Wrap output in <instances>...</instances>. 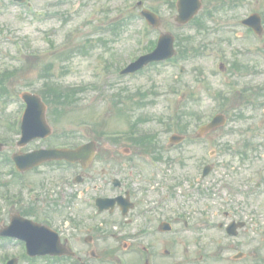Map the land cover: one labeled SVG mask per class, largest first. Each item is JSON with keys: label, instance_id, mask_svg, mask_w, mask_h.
Masks as SVG:
<instances>
[{"label": "rangeland", "instance_id": "374dc122", "mask_svg": "<svg viewBox=\"0 0 264 264\" xmlns=\"http://www.w3.org/2000/svg\"><path fill=\"white\" fill-rule=\"evenodd\" d=\"M135 1L29 0L27 8L12 4L11 0H0V207L7 206L3 204V192L18 193L25 201L33 199L38 210L53 208L55 224H62L59 204L64 190L56 181L65 176L64 168L72 167L44 163L43 166L62 168L43 169L33 177L42 183L31 182L21 188L8 171L12 164L8 158L17 150L74 146L93 138L98 153L90 168H142L148 173L149 168H168L165 179L151 173L153 180L160 183L149 187L147 202L136 209L146 210L154 227L162 218L173 221L178 217L174 233L146 238L155 264H264V0H202L197 16L206 22L198 34V40L208 47L204 54L149 66L132 76L119 75L117 69L125 66L131 55L142 53V45L155 40L160 31H169L178 38L177 52L187 46L184 38L195 33L191 22L183 26L174 22L176 8L167 0H145V5L155 7L161 18L160 28L147 30L136 16ZM93 4H99L101 10L90 19ZM253 12L260 14L262 20L260 37L240 22ZM114 21L119 25L112 30L117 24ZM220 62L223 72L218 69ZM232 63L238 68L233 70ZM180 65L184 66L182 74L178 73ZM47 82L66 87L62 90L74 89L76 98L62 113L57 111L54 118L47 108V120L53 130L50 136L19 147V95L25 90L41 95ZM178 84L192 90L189 108H197L193 115L207 121L221 112L227 123L204 140L196 141L195 116H184L188 122L184 128L186 138L178 145H170L168 137L178 131L166 129L161 120L171 114L168 106L172 111L183 100L184 96H175L172 90ZM139 91L143 92L144 102L135 104L133 111L127 110L125 106L131 101L126 98L137 97ZM218 91L228 96L226 108L219 107L215 99ZM117 93L122 102L118 108L125 107L127 115L113 104ZM135 120V131L154 133L157 151L163 155L159 164H152L150 157L124 137L119 143L111 141L112 134L127 131L129 122ZM125 147L132 150L129 155L121 152ZM205 164H212L213 170L201 178ZM40 184H45L46 189L28 198L31 188ZM2 212L0 222H6L8 218ZM138 212L134 214L138 216ZM233 219L244 220L246 225L237 236H228L224 227L217 225ZM185 220L195 228L184 230ZM113 227L121 230L120 224ZM134 227L131 224L126 229ZM4 249L9 256L19 253L13 244ZM137 250V257L141 258L143 253ZM164 250L169 251L168 256ZM239 252L242 256L234 259ZM19 263L27 264L23 259Z\"/></svg>", "mask_w": 264, "mask_h": 264}, {"label": "flooded vegetation", "instance_id": "af4514ba", "mask_svg": "<svg viewBox=\"0 0 264 264\" xmlns=\"http://www.w3.org/2000/svg\"><path fill=\"white\" fill-rule=\"evenodd\" d=\"M39 169L51 168L30 171ZM134 171H139V168H67L62 201L64 224L55 228L67 253L35 258L47 264H140L135 253L138 245L134 242L141 244L146 240L145 236L150 237L145 226L123 230V233L108 227L116 224L115 219H122V226L134 224V211L146 200V194L142 195L141 189L130 182L134 179ZM97 198L115 201L120 198L124 203L110 202L100 210ZM130 202L134 203L132 208ZM12 207L7 211V217L17 212L40 220L33 207L22 200ZM0 224L4 225V222ZM19 242L23 245L22 241ZM146 244L151 246L148 240Z\"/></svg>", "mask_w": 264, "mask_h": 264}, {"label": "water", "instance_id": "95a60500", "mask_svg": "<svg viewBox=\"0 0 264 264\" xmlns=\"http://www.w3.org/2000/svg\"><path fill=\"white\" fill-rule=\"evenodd\" d=\"M200 7V2L198 0H179L177 3V8L179 15L176 17V20L180 23L186 22L188 19H190L193 14L197 12V10ZM150 19L153 23H156V18L153 16H150ZM255 19V17H254ZM253 20V17H252ZM261 30L259 26V31ZM172 40L173 38L166 34L162 35L160 37V40L158 42L157 48L154 50V52L151 54V57L149 59L145 58V61H149L151 59H154L156 57L161 58L166 57L170 55V52H172ZM24 98L28 102V108L25 114V127L30 126V128H34L37 130L41 129V132H36L34 135H44L48 133L45 126V121L42 114V105L40 104V99L35 95H24ZM39 112H38V111ZM224 122V118L221 115H218L214 118V120L207 125L205 128L201 129V132H204L205 130L220 125ZM29 137L25 138L22 142H25L28 140ZM93 144H88L81 146L75 150L70 149H61V150H39L31 154L23 155L20 157L14 156L15 161L17 162L18 166H27V165H34L38 164L42 160L45 159H52V158H65L70 161L79 160L81 163H83L85 160H90L93 155ZM230 233H235V231H231L229 229Z\"/></svg>", "mask_w": 264, "mask_h": 264}]
</instances>
